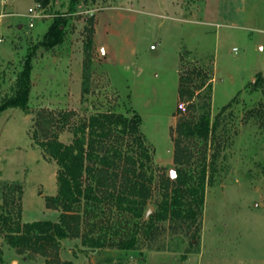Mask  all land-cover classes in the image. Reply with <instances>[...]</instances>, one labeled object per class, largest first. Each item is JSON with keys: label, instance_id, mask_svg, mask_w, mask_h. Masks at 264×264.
I'll return each instance as SVG.
<instances>
[{"label": "rangeland", "instance_id": "obj_1", "mask_svg": "<svg viewBox=\"0 0 264 264\" xmlns=\"http://www.w3.org/2000/svg\"><path fill=\"white\" fill-rule=\"evenodd\" d=\"M41 1L43 16L30 27L28 8ZM41 1L0 0V105L25 61L31 63L27 109L0 112V190L15 184L21 221H57L59 211L45 206L56 193L57 167L33 132L41 140L36 122L57 120L61 112L73 113L70 125L101 112L138 115L154 174L144 214L153 210L144 218L154 213L159 178H170L177 168L174 128L186 113L177 96L183 55L186 66L211 69V120L219 115L205 148L209 166L199 241L192 238L194 229L165 221L150 239L140 235L131 251L62 240L60 260L264 264V0H82L72 15L69 0ZM56 15L68 19L62 41L44 46ZM50 129L59 141L71 142L69 127ZM203 149L197 141L193 166ZM116 215L113 208L105 213L112 224ZM0 258L4 264H44L39 256L17 255L1 235Z\"/></svg>", "mask_w": 264, "mask_h": 264}, {"label": "trees", "instance_id": "obj_2", "mask_svg": "<svg viewBox=\"0 0 264 264\" xmlns=\"http://www.w3.org/2000/svg\"><path fill=\"white\" fill-rule=\"evenodd\" d=\"M80 1L69 0V15ZM44 3L41 1L42 7ZM67 21L64 15L53 17L41 44H59ZM186 65L180 55L177 96L180 103H186V113L177 119L174 128L173 163L177 168L174 178H159L154 213L144 218L152 197L154 174L138 115L101 112L70 125L73 113L61 112L57 120L50 115V119L36 122L41 140L38 132H33L35 142L57 167L56 193L45 199L47 208L59 211L57 221L22 222L19 203H15L13 196L17 188L15 184L4 186L0 190V235L7 246L17 255L39 256L44 264H70L60 260L62 240L80 238L81 244L90 249L131 251L140 235L150 239L157 230L156 224L165 221L186 231L194 229L192 238L199 241L209 166L205 148L214 139L219 115L211 120V69ZM30 72L28 58L11 86V94L2 100L0 112L8 108L27 109ZM50 126L69 127L71 142L59 141ZM197 141L204 143V149L198 164L193 166ZM210 169L215 171L213 166ZM16 198L19 201V195ZM112 208L117 213L113 224L105 216ZM0 264H4L1 258Z\"/></svg>", "mask_w": 264, "mask_h": 264}, {"label": "built area", "instance_id": "obj_3", "mask_svg": "<svg viewBox=\"0 0 264 264\" xmlns=\"http://www.w3.org/2000/svg\"><path fill=\"white\" fill-rule=\"evenodd\" d=\"M43 13V7L40 3H36L33 8H28L27 16L29 17L30 23L28 24L30 27H32L31 21H33L36 18L42 17Z\"/></svg>", "mask_w": 264, "mask_h": 264}, {"label": "water", "instance_id": "obj_4", "mask_svg": "<svg viewBox=\"0 0 264 264\" xmlns=\"http://www.w3.org/2000/svg\"><path fill=\"white\" fill-rule=\"evenodd\" d=\"M168 176H169L170 178H174V177H175V173H174L172 170H170V171L168 172ZM152 210H153L152 207H148L147 211H146L145 214H144V217H147V216L152 212Z\"/></svg>", "mask_w": 264, "mask_h": 264}]
</instances>
